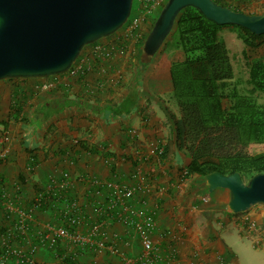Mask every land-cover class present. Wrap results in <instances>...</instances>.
Masks as SVG:
<instances>
[{"label":"crops","instance_id":"0c3cea01","mask_svg":"<svg viewBox=\"0 0 264 264\" xmlns=\"http://www.w3.org/2000/svg\"><path fill=\"white\" fill-rule=\"evenodd\" d=\"M224 1L264 12V0ZM171 54L172 61L184 55L180 49ZM86 57L89 67L77 76L0 80V137L9 136L0 158V253L34 248L37 264H135L141 244L135 218H127L134 206L153 217L156 264H239L233 244L255 251L263 262L254 264H264V245L254 247L261 238L243 230L253 211L236 216L218 198L221 187L208 192L204 177L186 172L169 72L146 68L138 77L136 68L122 72L128 55L117 70V55ZM49 80L53 85L41 88ZM52 98L71 104L54 113L42 105ZM12 107L19 108L17 117ZM106 182L134 188L111 212ZM57 228L67 233L58 235ZM0 264L17 263L9 256Z\"/></svg>","mask_w":264,"mask_h":264},{"label":"trees","instance_id":"16d2710c","mask_svg":"<svg viewBox=\"0 0 264 264\" xmlns=\"http://www.w3.org/2000/svg\"><path fill=\"white\" fill-rule=\"evenodd\" d=\"M214 1L229 6L224 0ZM155 18L150 21L151 26ZM223 26H232L247 47L264 43V33L254 34L239 25L216 24L187 6L176 17L162 45L164 51L180 49L184 54L182 60L170 61L168 65L172 97L180 112L174 133L177 147L189 158L187 174L204 177L213 171L238 172L247 180L256 173H264V150L255 151L264 146V101H258L254 94L264 91V52L251 58L245 56L251 88L244 91L235 83L231 85V58L218 34ZM140 50L143 52L142 45ZM147 63L144 57L138 61V77ZM77 102L88 110H97L87 100ZM70 104L69 99L52 98L42 105L52 107L55 113ZM18 109L10 108L15 117L19 115Z\"/></svg>","mask_w":264,"mask_h":264},{"label":"water","instance_id":"95a60500","mask_svg":"<svg viewBox=\"0 0 264 264\" xmlns=\"http://www.w3.org/2000/svg\"><path fill=\"white\" fill-rule=\"evenodd\" d=\"M133 0H0V80L37 78L64 73L85 45L121 28ZM187 6L216 24L239 25L264 33V12L235 10L214 0H165L144 38L145 57L155 54ZM208 192L228 190L226 207L233 213L264 207V173L243 180L238 172L204 175Z\"/></svg>","mask_w":264,"mask_h":264},{"label":"rangeland","instance_id":"374dc122","mask_svg":"<svg viewBox=\"0 0 264 264\" xmlns=\"http://www.w3.org/2000/svg\"><path fill=\"white\" fill-rule=\"evenodd\" d=\"M136 1L133 2V8H131V15L135 12V4ZM257 9V8H255ZM254 8H250L249 10L255 11ZM258 11H261L262 9H257ZM260 13V12H258ZM144 22V21H143ZM141 22L140 24H142ZM139 24V25H140ZM139 25L136 27V29L131 33L130 36H125V31L128 26H122L119 28L116 32L113 34L98 39L97 41L93 43H108L111 42V44H114V40L119 41L118 45L115 46V49H113L112 54L109 55L110 57L117 55L118 58L122 59L121 63L115 67L117 70L119 67H121V64L125 62L126 56L128 55L130 57V61L125 64V69L122 70V72H125L127 74H132V72L137 68V63L140 60L141 57L147 58L148 63L146 65V68L149 69V72H154V70L160 69V70H166L168 71V65L171 60L172 52L170 51H164L165 47H160V49L153 55L145 57L143 55V52L140 50V46L142 45L144 39L143 37L147 35L151 28V24H148L146 27V31H144L145 34L139 33ZM219 37L223 39L228 52L229 56L231 58L232 68H233V78L230 80V84L232 85L235 83L238 88L243 89L244 91H248L251 88V84L248 83V64L247 59L245 56H248L249 58L260 55L264 52V43L257 46V47H247L242 40L237 36L236 30L232 26H223L219 30ZM122 45H121V42ZM85 45L78 58H83L88 55L89 49L92 46V44ZM132 48V50H130ZM134 48H136V51L138 53H134ZM170 56V57H169ZM184 57V55H183ZM106 58V57H103ZM181 58V57H180ZM89 67V64L87 65ZM123 67V66H122ZM145 68V70H147ZM144 70V71H145ZM136 71V70H135ZM143 71V72H144ZM112 72V71H111ZM254 94L257 97V100L262 102L264 101V91H255ZM225 105H227V102L224 101ZM264 146H259L255 149V151H263ZM220 192L218 198L221 199L224 203H226L228 198V190L227 189H218ZM223 203V204H224ZM248 211H253V213L256 215L254 218L255 226L254 228L249 227L248 220L250 218H246V224H243V230L246 231L250 236H252L256 239V237L261 238V240L255 242L254 247L257 249H261L264 245V207L260 204H256L251 206L245 211L237 212L235 213L236 216L245 214ZM260 216V218H259ZM252 218V220H253ZM256 236V237H255ZM233 249L237 253V258L239 261V264H254L263 262L261 255L257 254L253 250H249L245 247H241L240 245L233 244ZM209 264H227L222 263L221 260H217L216 262L213 260H210ZM235 264V263H230Z\"/></svg>","mask_w":264,"mask_h":264},{"label":"built area","instance_id":"2783aa9c","mask_svg":"<svg viewBox=\"0 0 264 264\" xmlns=\"http://www.w3.org/2000/svg\"><path fill=\"white\" fill-rule=\"evenodd\" d=\"M136 5L134 7L135 12L127 19L124 23L125 26H128L125 31V36H130L131 33L136 29V27L143 21L147 19L151 21L155 18L162 7L165 0H135ZM123 25V26H124ZM114 44L111 42L108 43H93L90 47L91 56H100V57H110L115 46L118 45L119 41L114 40ZM121 41V40H120ZM122 45V42H121ZM88 58H78L74 61V63L68 68L65 74L70 76H77L83 73L87 68L88 64L86 61ZM61 74V73H60ZM59 75V74H56ZM52 76V75H51ZM48 77V76H47ZM53 85V81L49 80L43 82L41 84V88L47 89ZM9 140L8 134H3L0 137V158L4 156L5 149L3 144ZM104 186L108 190L109 202L106 209L111 212L115 208V201H122L124 199L130 198L133 195L134 188L119 186L117 184H113L111 182H106ZM204 200L209 199V197H203ZM119 213H116L118 215ZM128 214H130L127 218H135L133 219V226L137 231L141 250L139 254L134 258L133 262L135 264H156L155 263V253L153 242L151 239V232L154 229V220L151 214H142L139 215L137 209L134 206L128 207ZM132 215V216H131ZM249 227L254 228L255 222L251 219L248 220ZM56 233L58 235H65L67 232L63 228H57ZM34 251V248H30L27 252H22L18 249L7 247L2 253H0V258L3 259L5 257H13L17 264H37L35 260L32 258L31 254ZM131 263V260L126 261L125 264Z\"/></svg>","mask_w":264,"mask_h":264}]
</instances>
